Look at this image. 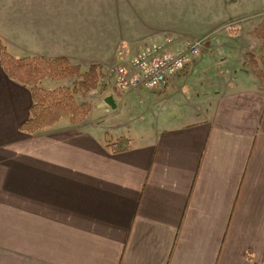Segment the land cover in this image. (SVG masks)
<instances>
[{
	"label": "crops",
	"instance_id": "obj_1",
	"mask_svg": "<svg viewBox=\"0 0 264 264\" xmlns=\"http://www.w3.org/2000/svg\"><path fill=\"white\" fill-rule=\"evenodd\" d=\"M263 20L264 0H0L16 58L97 64L113 84L83 95V122L24 133L31 87L0 62V264H264V83L247 62L263 67ZM167 38L203 40L183 74L115 88L118 66ZM132 97L146 114L110 122ZM121 136L131 147L111 152Z\"/></svg>",
	"mask_w": 264,
	"mask_h": 264
},
{
	"label": "trees",
	"instance_id": "obj_2",
	"mask_svg": "<svg viewBox=\"0 0 264 264\" xmlns=\"http://www.w3.org/2000/svg\"><path fill=\"white\" fill-rule=\"evenodd\" d=\"M253 35L261 42V64L254 54H248L247 62L254 74L264 83V20L255 27ZM0 62L11 79L31 87L33 105L31 116L21 125L24 133L35 134L37 130L48 128L60 121V118L69 116L73 122H82L90 111L88 103H78L75 93L89 91L99 85L100 72L98 65L93 64L87 70L75 65L65 57L44 58L39 56L16 58L10 53L0 39ZM50 77L53 80L76 77L73 88L60 86L59 88H44L39 83ZM107 147L113 153L127 150L131 147V140L121 136L116 142L108 143Z\"/></svg>",
	"mask_w": 264,
	"mask_h": 264
},
{
	"label": "built area",
	"instance_id": "obj_3",
	"mask_svg": "<svg viewBox=\"0 0 264 264\" xmlns=\"http://www.w3.org/2000/svg\"><path fill=\"white\" fill-rule=\"evenodd\" d=\"M171 40L152 43L128 63L115 69V88L122 92L135 89L163 88L170 79L181 75L200 54L203 40L190 42L184 48L170 49Z\"/></svg>",
	"mask_w": 264,
	"mask_h": 264
},
{
	"label": "rangeland",
	"instance_id": "obj_4",
	"mask_svg": "<svg viewBox=\"0 0 264 264\" xmlns=\"http://www.w3.org/2000/svg\"><path fill=\"white\" fill-rule=\"evenodd\" d=\"M82 70L83 69L81 68V71ZM47 78H50V77H47ZM43 80H45V79H43ZM51 80H53V79H51ZM53 81H57V82H59V81H65V82H62L58 86H55V87L54 86H51V83H47L46 86H42L40 83H39V85H41L44 88H50V89L59 88L60 86H66V87L73 88L75 86L74 83L75 82H79L80 79L79 78H76V77H70V78H63V79L53 80ZM107 81L109 82L108 78L105 79V80H101V81H100V78H99V81H98L99 85L97 87H95V88H98L99 87L100 89H104L106 87V85H107L106 84ZM109 83H110V85L112 84L111 82H109ZM89 91H80L79 90L77 93H75L76 99H77L78 103L85 102V103L90 104V106H91V103L89 101L83 100L84 99V96L83 95L86 94ZM138 104H139L138 107H141L143 105V108L141 109V113L144 112L146 114V109H144L146 104L144 102H141L140 103V99L138 97H137V99H135V97H132L126 103H124V107L121 109L122 111H120L118 115H114V116H111L112 118H109V119H111L110 122L113 121L115 124H117V126L119 124L130 125V123L136 122V121H134V118H135L134 113L136 111L135 110L136 109V105H138ZM89 112L85 115L84 120L86 119V117L89 114ZM60 120H61V118H60ZM77 123H81V122H77Z\"/></svg>",
	"mask_w": 264,
	"mask_h": 264
},
{
	"label": "water",
	"instance_id": "obj_5",
	"mask_svg": "<svg viewBox=\"0 0 264 264\" xmlns=\"http://www.w3.org/2000/svg\"><path fill=\"white\" fill-rule=\"evenodd\" d=\"M112 103V102H111ZM112 105H114L113 103H112ZM115 106V105H114Z\"/></svg>",
	"mask_w": 264,
	"mask_h": 264
}]
</instances>
